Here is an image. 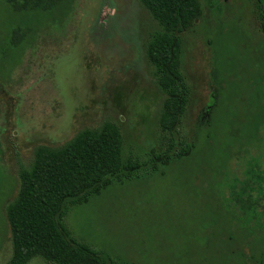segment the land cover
Here are the masks:
<instances>
[{"label": "rangeland", "instance_id": "1", "mask_svg": "<svg viewBox=\"0 0 264 264\" xmlns=\"http://www.w3.org/2000/svg\"><path fill=\"white\" fill-rule=\"evenodd\" d=\"M73 1L66 16H44L39 39L24 55L0 58V264L11 255L5 208L17 195L18 171L31 163L37 146H61L78 131L111 121L123 138L121 155L146 161L152 149H165L170 137L173 152L180 143L197 146L213 116L227 120L256 113L253 108L245 113L240 97L233 104L229 95L235 89L247 92L250 77L264 66L252 0H199L201 19L179 35L189 93L171 135L159 129L164 97L143 51L157 25L137 0ZM9 17L0 0V37ZM226 26L232 30L215 37ZM222 74L227 93L219 96L223 84L216 78ZM215 125L214 142L223 144L225 132L221 123ZM241 132L236 127L232 136ZM219 146H204L193 157L138 178L112 180L86 202L67 207L66 230L113 264H249L248 248L264 241L229 203L234 179L227 172L233 168L239 175V162L224 165L214 158L206 171L204 152L216 157ZM28 264L46 263L33 258Z\"/></svg>", "mask_w": 264, "mask_h": 264}, {"label": "trees", "instance_id": "2", "mask_svg": "<svg viewBox=\"0 0 264 264\" xmlns=\"http://www.w3.org/2000/svg\"><path fill=\"white\" fill-rule=\"evenodd\" d=\"M4 1L10 17L5 36L0 37L2 60L9 59L14 52L21 51L24 55V50L30 49L39 39L40 27L37 26L44 16L52 19L66 16L74 3L73 0ZM137 1L157 25V29L148 36L143 51L151 75L164 97L158 126L163 134L171 135L180 125L189 93L181 70L182 41L179 35L191 30L201 19L202 8L199 0ZM252 2L260 31L257 38L264 43V0ZM64 24L67 26L66 22ZM231 30L229 26L220 27L215 37ZM261 60L264 63V55ZM216 79L223 84L219 90V96H222L227 93V86L224 85L226 76L222 74ZM250 80L253 83H250L247 92L235 89L229 95L233 104L240 97L244 112L253 108L255 116L241 118L232 115L227 120L213 116L209 133L199 140L197 146L180 143L179 149L173 152L175 142L170 137L166 140L165 149H152L146 161L124 158L121 155L122 135L111 121L82 129L61 146H37L31 163L18 171L17 195L5 208L11 240V255L7 264H28L33 258H39L46 264H113L112 260L71 237L63 224L67 207L86 202L112 180L138 178L157 168L169 166L172 161L188 159L197 150H203L204 146L210 150L218 144L216 157L208 150L206 155L204 152L208 160L206 171L212 167L214 158L223 161L224 165L230 159L239 162L242 167L239 175L232 171L233 168L227 172L234 179L230 185L229 203L241 220L253 223L254 232L264 241V133H259L260 128H264V66ZM216 123H221L224 129L221 128L225 132L223 144L214 142V136L219 135L214 127ZM236 127L242 130L239 137L232 136ZM248 253L249 264H264V243L249 247Z\"/></svg>", "mask_w": 264, "mask_h": 264}]
</instances>
